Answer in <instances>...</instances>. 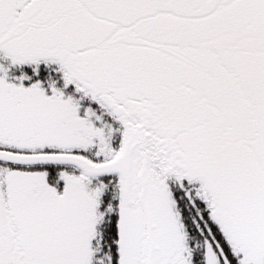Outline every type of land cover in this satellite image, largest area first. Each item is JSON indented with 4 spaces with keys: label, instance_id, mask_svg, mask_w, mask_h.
Listing matches in <instances>:
<instances>
[{
    "label": "snow or ice",
    "instance_id": "snow-or-ice-1",
    "mask_svg": "<svg viewBox=\"0 0 264 264\" xmlns=\"http://www.w3.org/2000/svg\"><path fill=\"white\" fill-rule=\"evenodd\" d=\"M0 264H264V0H0Z\"/></svg>",
    "mask_w": 264,
    "mask_h": 264
}]
</instances>
